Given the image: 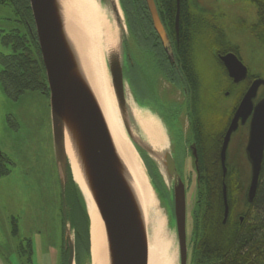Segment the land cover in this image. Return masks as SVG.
Instances as JSON below:
<instances>
[{"label":"water","instance_id":"95a60500","mask_svg":"<svg viewBox=\"0 0 264 264\" xmlns=\"http://www.w3.org/2000/svg\"><path fill=\"white\" fill-rule=\"evenodd\" d=\"M30 3L50 89L55 156L63 199L66 247L69 251L67 264H74L76 252L74 231L67 214L66 188L70 172L89 217L88 199L95 204L100 216L106 264H148L149 231L140 192L117 148L104 111L81 63L80 57L84 51L80 32L85 37L84 20L80 21L74 0H30ZM149 4L158 27L160 21L153 0H149ZM108 9L112 10L121 29L117 45H106V58L123 124L132 142L148 154L161 174L160 168L164 167L170 181L174 182L173 208L179 264H187L185 183L180 175H174L176 165L171 151L165 149L161 152L163 159H158L146 136L137 131L133 122L132 118L135 117L130 88L127 90L124 79L125 24L116 4H109ZM163 40L166 42L164 35ZM222 59L235 81L247 77L248 68L234 52L224 55ZM262 84L264 80H255L245 93L226 132L221 150V163L226 174V153L231 134L237 129L240 120L244 124L252 114L246 147L252 168L247 194L250 203L256 196L264 160V97L254 104ZM84 187L88 195L84 193ZM224 203L225 222L229 214L226 185Z\"/></svg>","mask_w":264,"mask_h":264},{"label":"rangeland","instance_id":"374dc122","mask_svg":"<svg viewBox=\"0 0 264 264\" xmlns=\"http://www.w3.org/2000/svg\"><path fill=\"white\" fill-rule=\"evenodd\" d=\"M93 1L109 26V34L106 35L103 44L105 47L106 45L115 47L121 37V29L117 25L116 18L112 10H109L103 2L100 0ZM202 1H206L207 5L203 4L206 9H209L210 20L225 33V40L241 48V58L249 67L250 72L258 73L260 71L264 78V72L261 71L263 69L261 65L264 63V43L259 42L251 34V26L257 19L255 3L251 0ZM83 20L85 25L90 28L84 12ZM24 28L25 26L20 22V17L16 14L14 6L10 3H0L1 53L7 55L12 51L11 46L3 42L4 35L16 31L23 33ZM210 45L219 47L216 43ZM199 54L206 53L199 51L197 55ZM208 57L213 59L210 55ZM139 59L144 60L142 54H139ZM150 59L152 58L150 57ZM1 70L2 64L0 62ZM109 74L111 76L110 70ZM139 74L141 73H137V75ZM210 78L215 81L214 84L218 85V88L225 89L226 79L224 77L217 76L214 78L210 76ZM225 91L229 92V97L233 100H239L235 91L226 89ZM225 91L222 90L221 95ZM215 93L218 95L216 88ZM231 103V100H227L224 109ZM141 112L142 114L149 113L143 110ZM166 116L174 136L180 137L181 129L175 126L177 121L175 114L167 110ZM215 116L217 120L222 118V114L218 111H216ZM120 118L122 120L121 113ZM210 118L211 116L207 118L205 123L203 121L204 127L202 128L206 133L211 129L218 128L217 124ZM132 119L137 131L143 135L139 123L135 118ZM203 119H205L204 115ZM221 122H226V120ZM127 135L129 137L128 133ZM247 137L248 126L241 127L234 134L229 148L228 167L235 177L236 185L241 188L232 194L233 206L239 211L245 208V204L243 201L241 202V195L250 174V164L245 154ZM129 139L131 140L130 137ZM168 140L170 142L169 136ZM176 146L181 148L180 143H177ZM0 150L11 161L10 173L0 177V264H65L66 243L63 202L54 155L50 96L48 94L40 90H27L20 97L14 99L6 93L0 80ZM169 150H172L171 146H169ZM176 150L180 153V150L177 148ZM179 162V172L186 185H189L187 188V215L189 214L188 244L190 246L192 220L196 210L195 164L194 159L188 155H186V163L180 160ZM160 169L168 189H171L172 182L165 168ZM151 174L154 176L155 186L159 188L163 203L165 202L167 205L170 202L168 201L170 195L165 197L160 193L162 188L159 187L160 179L156 170H152ZM191 175H193L192 178ZM155 196L157 202L151 217H157L155 221L161 223V227L165 226L164 240L169 241L174 246L172 250L175 254L176 264H179V246L176 227L173 225V216L169 213L170 218L168 217L156 192ZM78 210H80L78 207L72 210L74 218L79 215ZM69 217L71 219L70 213ZM78 256L83 264L86 263L87 257L84 247ZM188 264H192L191 260Z\"/></svg>","mask_w":264,"mask_h":264},{"label":"flooded vegetation","instance_id":"af4514ba","mask_svg":"<svg viewBox=\"0 0 264 264\" xmlns=\"http://www.w3.org/2000/svg\"><path fill=\"white\" fill-rule=\"evenodd\" d=\"M102 1L112 3V0ZM153 1L158 12L159 28L156 26L149 0H116L126 27L123 37L124 79L140 108L154 113L161 119L169 131L171 142L174 143L173 139L177 135L174 136L166 111L175 114L177 120L175 125L177 123L182 125L181 116L184 112L191 115L195 113L192 82L197 85V92L203 93L202 82L211 79L210 76L224 77V74L219 61L208 57L210 23L209 9L205 7L206 1L180 0V3L179 0ZM162 33L168 36V39L164 37L166 42L162 38ZM199 51L206 54L197 55ZM139 54H142L144 60L139 59ZM215 88L221 96L218 85L212 86L211 93L217 96ZM233 89L240 93V86L234 85ZM178 111L179 114H176ZM202 127L200 121L198 124L195 122L190 129V120L188 121L186 130L192 134L189 146L204 143L198 139L202 137ZM180 142L181 139L176 138V145ZM180 146H183L184 150L180 149L176 157L175 176L181 175L179 160L185 162L186 155L191 156L185 144L180 143ZM10 164V159L1 152L0 170L4 169L6 172L1 174L0 171V177L10 173Z\"/></svg>","mask_w":264,"mask_h":264},{"label":"trees","instance_id":"16d2710c","mask_svg":"<svg viewBox=\"0 0 264 264\" xmlns=\"http://www.w3.org/2000/svg\"><path fill=\"white\" fill-rule=\"evenodd\" d=\"M251 1L257 7V20L252 31L260 41H264V0ZM0 3L14 6L20 22L25 26L23 34L16 31L3 37V42L12 48L10 54L0 52V80L6 93L16 99L27 90L48 92L38 40L35 31H31V27L34 30V21L30 1L0 0ZM233 50L238 52L236 47ZM222 51L227 49L223 48ZM216 140L214 145L205 142V146L200 148V185L194 214L196 225L192 232V264H264V163L253 202L249 204L246 200L245 184L241 195L245 208L239 211L233 206L232 194L241 188L236 185L232 172L223 177L219 160L221 136ZM0 171L1 174L6 172L4 169ZM205 179H210V182L206 183ZM223 181L228 188L230 205L225 223ZM252 209L256 210V214H252ZM240 215H244L243 221H240ZM78 224L80 226L81 222ZM80 227L79 240L86 252L90 253L88 217Z\"/></svg>","mask_w":264,"mask_h":264},{"label":"bare ground","instance_id":"6f19581e","mask_svg":"<svg viewBox=\"0 0 264 264\" xmlns=\"http://www.w3.org/2000/svg\"><path fill=\"white\" fill-rule=\"evenodd\" d=\"M76 10L79 15V19L82 22L83 12L87 19L89 26L85 27V37L81 35V45L83 51L81 54V63L87 74V77L98 97L101 107L104 111L107 123L117 145V148L131 170L136 185L139 189V194L143 202V212L146 215V222L149 231V262L148 264H176V260L173 253L172 243L164 240L165 226L161 227V223L155 221L157 217L152 218V211L156 207L155 188L153 183L149 181L143 161L135 148L133 142L129 139L125 127L120 118V113L117 105V98L114 93L111 76L109 74L107 64L106 47L103 44V40L106 35L109 34V26L104 18L101 16L97 6L93 0H74ZM88 40H86V39ZM168 39V36L166 35ZM195 87H194V86ZM193 93L197 92V85L192 82ZM132 112L136 120L138 121L144 135L147 138L148 144L151 145L156 157L163 159L161 152H163L168 145L167 137L159 123L152 114L143 113L137 107H132ZM179 129L180 125H175ZM191 134V133H188ZM220 173L217 170V173ZM222 175L225 178V173L222 171ZM75 177L77 173L75 171ZM206 183L210 182V179L204 180ZM212 181V180H211ZM78 182L82 185V180ZM200 182H197V188H199ZM225 182L223 181V187ZM86 195L89 194L86 187L83 188ZM198 193L196 192V202ZM89 201V213H90V243H91V264H106V252L104 243V233L102 231V223L95 204ZM79 208V202L75 199H71L69 202V208L71 210ZM197 208V204H196ZM252 214H256V210H251ZM195 219V217H194ZM151 226H150V225ZM196 222L192 223V232L195 229ZM150 228V230H149Z\"/></svg>","mask_w":264,"mask_h":264}]
</instances>
